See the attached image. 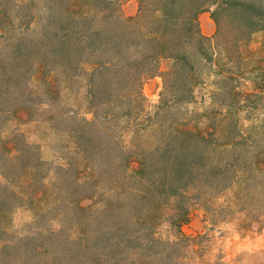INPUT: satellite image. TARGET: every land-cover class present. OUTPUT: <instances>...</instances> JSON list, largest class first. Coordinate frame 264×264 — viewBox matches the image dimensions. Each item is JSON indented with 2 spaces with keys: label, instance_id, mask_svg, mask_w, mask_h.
<instances>
[{
  "label": "trees",
  "instance_id": "1",
  "mask_svg": "<svg viewBox=\"0 0 264 264\" xmlns=\"http://www.w3.org/2000/svg\"><path fill=\"white\" fill-rule=\"evenodd\" d=\"M138 3L127 17L121 0H0V264H187L183 226L196 202L230 189L264 202V65L220 73L221 83L250 74L252 85L219 89L216 99L231 111L206 116L218 125L170 122L158 124L152 141L138 137L154 118L143 87L160 60L171 65L155 117L193 101L203 62L244 59L240 45L264 30V0ZM212 6L217 32L210 38L199 16ZM225 38L235 48L221 47ZM81 78L90 120L58 106L62 88ZM41 107L44 121L72 142L50 185L39 146L18 129L5 133L23 114L38 119ZM242 111L262 119L245 125ZM135 121L141 128L129 147L122 133ZM44 201L32 232L6 231L16 209ZM163 223L172 231L166 239Z\"/></svg>",
  "mask_w": 264,
  "mask_h": 264
},
{
  "label": "rangeland",
  "instance_id": "2",
  "mask_svg": "<svg viewBox=\"0 0 264 264\" xmlns=\"http://www.w3.org/2000/svg\"><path fill=\"white\" fill-rule=\"evenodd\" d=\"M18 3H26L29 0H15ZM123 13L127 17L135 16L138 13V0H121ZM215 6L209 7L199 16L202 33L207 37H214L217 27L212 19V12ZM227 27L226 31H231ZM215 40L211 43L216 47ZM220 46V45H219ZM244 59L241 62H230L224 57H214L213 61L203 62L198 68L201 84L194 89V99L191 103L172 105L166 114L161 111L159 117L156 113L166 103L162 96L164 92V73L171 65L170 60L161 59L159 62L160 72L146 80L143 87L145 106L153 121L147 125L144 131H139L142 140L152 141L159 133L158 124L166 128L170 122H187L190 127L204 128L206 124L218 125L219 120L206 118L218 112L231 111L230 106H222L216 99L220 88L226 91H248L252 85V77L247 74L246 80L220 82V73L231 75V72H250L254 68L264 65V30L255 32L250 38L242 43ZM221 47L229 49L235 46L225 38ZM213 49L210 54L213 55ZM258 72V71H257ZM58 106L66 111H76L80 117L92 119L93 114L87 99V84L81 78L75 81L69 88H62V95ZM38 119L29 121L27 115H21L14 122L5 128V133L18 129L23 132L27 140L35 143L41 150L44 161L48 164L45 167L47 176L46 185L54 181V170L57 166L65 163L70 156L72 142L70 135L57 131L52 125L45 122L47 113L44 107L40 108ZM260 121L261 113L252 115L242 111L239 119L244 123L245 119L253 121L255 118ZM248 120L245 125L249 124ZM157 123V124H156ZM137 122L131 124L122 133L124 142L129 147L134 141V131L141 127H134ZM147 124V123H146ZM152 124V125H151ZM122 125V124H121ZM61 129H66L68 124L55 122ZM129 126V125H127ZM49 201L41 202L34 206L28 205L16 209L5 224V229L10 234L27 235L37 226L35 223L36 214L46 209ZM183 233L189 237L190 246L184 249V262L187 264H264V202L261 197L243 198L236 195V190H227L210 198H203L194 204L189 222L183 226ZM172 236V231L166 223L160 227V237L163 239Z\"/></svg>",
  "mask_w": 264,
  "mask_h": 264
}]
</instances>
